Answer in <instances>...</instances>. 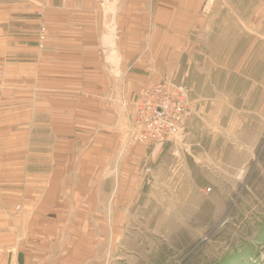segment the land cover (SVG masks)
<instances>
[{
  "label": "rangeland",
  "instance_id": "1",
  "mask_svg": "<svg viewBox=\"0 0 264 264\" xmlns=\"http://www.w3.org/2000/svg\"><path fill=\"white\" fill-rule=\"evenodd\" d=\"M151 1L136 33L163 40L136 43L163 46L155 61L164 66L138 74L183 85L194 116L182 140L146 150L153 158L138 167L147 184L135 192L124 231L95 233L102 239L82 249V261L66 247L71 233L50 247L32 230L42 161L60 138L49 125L50 73L21 71L0 55L1 263L264 264V0ZM147 88L121 89L131 94L122 100L129 118ZM37 241L45 247L33 250Z\"/></svg>",
  "mask_w": 264,
  "mask_h": 264
},
{
  "label": "crops",
  "instance_id": "2",
  "mask_svg": "<svg viewBox=\"0 0 264 264\" xmlns=\"http://www.w3.org/2000/svg\"><path fill=\"white\" fill-rule=\"evenodd\" d=\"M151 2L0 0V55L21 71L28 66L48 70L49 125L51 134L60 137L42 161L46 180L39 202L34 201L32 230L37 228V239L47 237L50 247L52 240L71 233L66 247L75 248L74 256L81 261L86 254L82 249L102 239L95 233L124 231L135 192L147 184L148 175L138 165L152 160L146 151L152 147L137 143L131 127L134 115H125L131 94L121 89L136 91L162 81L138 74L164 66L155 61L163 46L150 42L140 48L136 43L137 37L163 40L162 35L136 33L137 24L151 17ZM41 24L48 27L43 51ZM106 216L111 219L106 221ZM25 236L17 242L18 250L25 246ZM36 243L33 250L44 246ZM36 258L45 259L40 253Z\"/></svg>",
  "mask_w": 264,
  "mask_h": 264
},
{
  "label": "built area",
  "instance_id": "3",
  "mask_svg": "<svg viewBox=\"0 0 264 264\" xmlns=\"http://www.w3.org/2000/svg\"><path fill=\"white\" fill-rule=\"evenodd\" d=\"M47 38L46 28L39 33V48ZM194 109L187 89L170 81L152 84L135 100L133 130L136 141L148 147L163 146L182 140ZM150 173V169H146ZM0 264H16L1 263Z\"/></svg>",
  "mask_w": 264,
  "mask_h": 264
}]
</instances>
